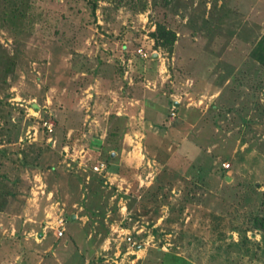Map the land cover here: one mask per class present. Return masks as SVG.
Wrapping results in <instances>:
<instances>
[{"label":"rangeland","instance_id":"1","mask_svg":"<svg viewBox=\"0 0 264 264\" xmlns=\"http://www.w3.org/2000/svg\"><path fill=\"white\" fill-rule=\"evenodd\" d=\"M263 38L264 0H0V264H264Z\"/></svg>","mask_w":264,"mask_h":264},{"label":"trees","instance_id":"2","mask_svg":"<svg viewBox=\"0 0 264 264\" xmlns=\"http://www.w3.org/2000/svg\"><path fill=\"white\" fill-rule=\"evenodd\" d=\"M153 36L156 39L157 46H162V47H165L167 45H172L173 41L175 40V35L173 33L165 30V28H162L160 26H158ZM252 55L256 60H258L261 64L264 65V38L261 39L260 42L257 44V46L254 48V50L252 51Z\"/></svg>","mask_w":264,"mask_h":264},{"label":"built area","instance_id":"3","mask_svg":"<svg viewBox=\"0 0 264 264\" xmlns=\"http://www.w3.org/2000/svg\"><path fill=\"white\" fill-rule=\"evenodd\" d=\"M44 128H45V131L46 132L51 133V132H53L54 124L52 122H45L44 123ZM96 169H99V168L96 167ZM63 222H64V219L63 218L59 219V221H58V227H57V230H58L57 237L58 238L61 237V236H63V233L65 231V229L63 227Z\"/></svg>","mask_w":264,"mask_h":264}]
</instances>
